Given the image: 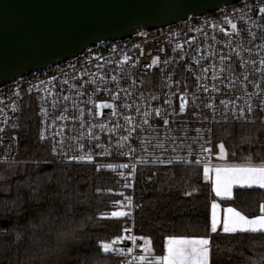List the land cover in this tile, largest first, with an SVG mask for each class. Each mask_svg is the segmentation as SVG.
I'll return each instance as SVG.
<instances>
[{
	"label": "built area",
	"instance_id": "obj_1",
	"mask_svg": "<svg viewBox=\"0 0 264 264\" xmlns=\"http://www.w3.org/2000/svg\"><path fill=\"white\" fill-rule=\"evenodd\" d=\"M260 7L264 0H239L165 26L141 28L0 85V164L17 160L15 130L24 104L34 101L39 136L51 142L54 160L117 174L112 191L128 213V225L108 249L120 256L119 264H143L145 236L135 224L140 167H264V161L215 160L219 123H264ZM125 56L131 59L125 62ZM157 57L156 65L145 67ZM101 103L113 109L97 108Z\"/></svg>",
	"mask_w": 264,
	"mask_h": 264
},
{
	"label": "trees",
	"instance_id": "obj_2",
	"mask_svg": "<svg viewBox=\"0 0 264 264\" xmlns=\"http://www.w3.org/2000/svg\"><path fill=\"white\" fill-rule=\"evenodd\" d=\"M15 162L0 164V264H119L104 245L120 237L126 216L112 188L117 174L91 165L54 160L38 133L34 101L26 102L15 130ZM227 161H264V123L221 122L215 151ZM135 224L148 237L150 257L161 256L169 236L209 238V264H264V231L213 233L215 200L244 215L262 214L264 189L236 187L217 198L200 165L142 166L138 170ZM143 255V262H144Z\"/></svg>",
	"mask_w": 264,
	"mask_h": 264
},
{
	"label": "water",
	"instance_id": "obj_3",
	"mask_svg": "<svg viewBox=\"0 0 264 264\" xmlns=\"http://www.w3.org/2000/svg\"><path fill=\"white\" fill-rule=\"evenodd\" d=\"M239 0H0V85L102 40Z\"/></svg>",
	"mask_w": 264,
	"mask_h": 264
},
{
	"label": "snow or ice",
	"instance_id": "obj_4",
	"mask_svg": "<svg viewBox=\"0 0 264 264\" xmlns=\"http://www.w3.org/2000/svg\"><path fill=\"white\" fill-rule=\"evenodd\" d=\"M261 16H264V7H260L258 10ZM230 25L232 30L237 29V24L232 23L230 20L227 21ZM226 31V30H224ZM143 55V53H141ZM131 59L129 56L124 57V61L127 62ZM221 59H225L222 57ZM159 57L154 58L151 61L150 65H146V68H150L157 64ZM264 65V60L260 62ZM207 71V69H205ZM113 80L116 77H112ZM208 89L205 88V91ZM218 90V89H217ZM118 98V94L117 97ZM67 99V97H65ZM185 99L181 97V104H180V112L183 113L185 109ZM221 104H224L227 107V103L224 100L220 101ZM100 109H113V104L111 103H101L96 106ZM248 112H252V106L249 104L247 108ZM244 109H240L239 115H243ZM157 116H160V110L157 109L156 113ZM147 115V113H145ZM165 124L168 123L167 120L164 121ZM144 123H148L147 120ZM127 139V137H125ZM220 151H224V145H219ZM91 160V157H88ZM199 163V161H197ZM121 167L127 168L128 165H121ZM205 173H207L208 169H204ZM224 172L228 175L222 177L221 172ZM217 180H216V188L215 193L217 196L226 195L230 193V190L233 184H241L242 186L252 187L253 185L258 186L261 189H264V168H243V169H217ZM213 214H212V221H211V231L213 233L217 232V224L218 219L216 216L215 209L217 208L216 204L212 205ZM261 211L264 212V206H262ZM227 213L229 214L228 217L223 222V232L226 234H235L237 232L247 233V232H255L259 230H264V216H260L258 219H247L245 216L241 215L240 212L236 211L235 209L229 207L227 209ZM128 215L127 212L120 211V212H113V217H123ZM259 225L260 228L257 229L254 226ZM247 226V227H246ZM168 255L164 258L166 264H209V248L208 245L210 244L209 239H176V238H169L168 241ZM109 248L108 244L104 245V249L107 251Z\"/></svg>",
	"mask_w": 264,
	"mask_h": 264
},
{
	"label": "crops",
	"instance_id": "obj_5",
	"mask_svg": "<svg viewBox=\"0 0 264 264\" xmlns=\"http://www.w3.org/2000/svg\"><path fill=\"white\" fill-rule=\"evenodd\" d=\"M204 167H208V172L205 173L204 172V179L205 180H208L211 182L212 184V188H213V191L215 193V188H216V180H217V172L216 170L217 169H221V170H224V169H243V168H255V166H232V165H216V166H204ZM257 168V167H256ZM228 174L224 173L223 171L221 172V176L224 177ZM236 187H247L246 185L245 186H242L241 184H233L231 190H230V193L229 194H226V195H221V196H217L216 193V197L221 199V198H230L233 196V193H234V190ZM252 187H258L256 185H253ZM213 204H216L217 205V208L215 209V212H216V216H217V219H218V224H217V231H223V222L224 220L228 217V213H227V209L229 207L235 209L236 211L240 212L238 209H236L235 207L233 206H230V205H222L220 203V201L218 200H215ZM212 205H211V209H210V227H211V221H212V214H213V208H212ZM241 215L245 216L247 219H258L260 216H264V212L260 215H257V216H253V217H249V216H246L244 215L242 212H240ZM247 227V226H246ZM255 228L259 229L260 226L259 225H255L254 226ZM259 231H264V230H259ZM169 238H176V239H204L205 237H178V236H169L165 239V245H164V252L161 256H154V257H149L150 260L149 261H146V259L144 260V263L143 264H166V261H165V257L168 255V252H167V249H168V239ZM206 239H209V238H206ZM208 248H209V245H208ZM209 259H210V255H209Z\"/></svg>",
	"mask_w": 264,
	"mask_h": 264
},
{
	"label": "rangeland",
	"instance_id": "obj_6",
	"mask_svg": "<svg viewBox=\"0 0 264 264\" xmlns=\"http://www.w3.org/2000/svg\"><path fill=\"white\" fill-rule=\"evenodd\" d=\"M215 160L218 161V162H224V161H226V151H225V148H224V151L221 152L220 151V148H219V145H218V150H217L216 155H215ZM205 168L206 167H203V171H204ZM257 168H264V167H257ZM120 211L126 212V210L123 207H118L114 212H120ZM143 247H144V257H148V258H144V259H146V261H149L150 260V258H149L150 257L149 252H150V249H151V245H150V240L148 238H146V237L144 238V245H143Z\"/></svg>",
	"mask_w": 264,
	"mask_h": 264
}]
</instances>
